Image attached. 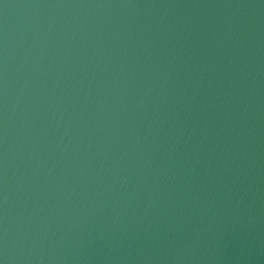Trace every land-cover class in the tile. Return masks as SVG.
Returning a JSON list of instances; mask_svg holds the SVG:
<instances>
[{
	"label": "water",
	"instance_id": "1",
	"mask_svg": "<svg viewBox=\"0 0 264 264\" xmlns=\"http://www.w3.org/2000/svg\"><path fill=\"white\" fill-rule=\"evenodd\" d=\"M0 264H264V0H0Z\"/></svg>",
	"mask_w": 264,
	"mask_h": 264
}]
</instances>
